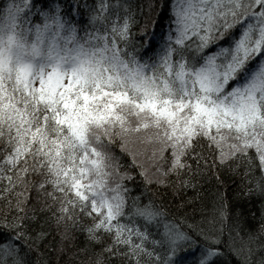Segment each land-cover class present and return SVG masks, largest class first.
Returning <instances> with one entry per match:
<instances>
[{"label": "snow or ice", "instance_id": "1", "mask_svg": "<svg viewBox=\"0 0 264 264\" xmlns=\"http://www.w3.org/2000/svg\"><path fill=\"white\" fill-rule=\"evenodd\" d=\"M222 169L264 219V0H0V264L73 229L81 264H252Z\"/></svg>", "mask_w": 264, "mask_h": 264}, {"label": "trees", "instance_id": "2", "mask_svg": "<svg viewBox=\"0 0 264 264\" xmlns=\"http://www.w3.org/2000/svg\"><path fill=\"white\" fill-rule=\"evenodd\" d=\"M140 0H137L139 3ZM117 154H119V146L116 148ZM129 157L124 155L123 158L119 161L123 165L126 161H129ZM217 175L220 176V183L216 182L215 177H212L209 182H201L198 187L199 192L201 193V198L208 204L211 203V197L209 193L215 191L216 188H219L220 191L224 192L227 200L229 201L230 209L233 213L239 212L241 226L244 231L241 232V235H245L247 232H251L256 238L255 243L257 247L253 248V259L252 264H256V261L264 256V249L258 247L259 244L264 242V235L260 233L261 225H264V219H261L260 213V201L255 195L246 196L243 194L240 187L241 181L238 176L233 175L231 172H228L226 169L220 170ZM186 195L188 197H194L196 192L191 188L187 190ZM171 198V197H170ZM176 204L179 203V200L175 201ZM197 205L200 204V201H195ZM191 208V205H189ZM175 211V208H173ZM43 215H47L44 213ZM232 217H229V222H231ZM85 222H88L85 220ZM55 230V225L51 226ZM35 228L37 230L41 229V225L36 223ZM48 225H44V230L47 231ZM73 239L66 241L68 249L71 252L69 256L68 253L64 254V257L61 259V264H63L64 259H68L71 264H81V261H87L89 256L95 258V251L100 247L99 244H90L88 249L85 251V233L82 230L73 229L71 232ZM60 239L59 235L49 236L48 240L45 243H48L47 249V258L51 259L53 264H55L56 256L52 252L53 245ZM50 242V243H49ZM42 250L43 245L41 246ZM233 264H236L235 257H232ZM109 264H119L117 258L112 257L109 259Z\"/></svg>", "mask_w": 264, "mask_h": 264}]
</instances>
